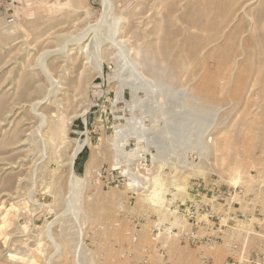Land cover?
Returning <instances> with one entry per match:
<instances>
[{"label":"rangeland","instance_id":"374dc122","mask_svg":"<svg viewBox=\"0 0 264 264\" xmlns=\"http://www.w3.org/2000/svg\"><path fill=\"white\" fill-rule=\"evenodd\" d=\"M1 31L0 264L264 242V0H0Z\"/></svg>","mask_w":264,"mask_h":264},{"label":"built area","instance_id":"2783aa9c","mask_svg":"<svg viewBox=\"0 0 264 264\" xmlns=\"http://www.w3.org/2000/svg\"><path fill=\"white\" fill-rule=\"evenodd\" d=\"M251 231H248L242 243L233 242L227 248V257L218 263L214 258L207 254H201L195 264H264V242L255 245L249 243ZM137 264H148L139 262Z\"/></svg>","mask_w":264,"mask_h":264},{"label":"bare ground","instance_id":"6f19581e","mask_svg":"<svg viewBox=\"0 0 264 264\" xmlns=\"http://www.w3.org/2000/svg\"><path fill=\"white\" fill-rule=\"evenodd\" d=\"M164 20H167V18L165 17V19ZM86 29H88V31H90V30H94L95 31V35L96 36H98V34H97V31H96V26L95 25H88L87 27H86ZM85 29V30H86ZM3 31H1L0 32V34L2 33ZM53 51H57V49H50V50H46L45 51V53H50V52H53ZM22 85H23V91L27 88V86H28V81H23V83H22ZM165 100V99H164ZM36 102H37V100H36ZM39 102H41V101H39ZM162 102H163V100H162ZM38 103V102H37ZM44 103V102H43ZM32 104V103H31ZM34 104V103H33ZM41 104H39V106H40ZM34 106V105H33ZM33 106H31V109H32V107ZM20 108V107H19ZM45 109V108H44ZM37 110H38V108H37ZM32 111H34V109L32 110ZM184 111V110H183ZM182 111V112H183ZM35 112H37L36 110H35ZM34 112V113H35ZM185 112V111H184ZM183 112V113H184ZM194 112V111H193ZM41 113V112H40ZM46 113V112H45ZM48 113H49V111H48ZM208 113V112H207ZM38 115V114H37ZM40 116V115H39ZM41 118H42V116H41ZM44 118H45V115H44ZM43 118V119H44ZM183 122V121H182ZM41 123V122H40ZM50 123H51V121H50ZM53 124V123H52ZM183 125V124H182ZM181 125V128H182V131H183V126ZM53 127L51 128L52 129V131L55 133H57V131H55L56 130V128H54V124L52 125ZM57 125H55V127H56ZM49 127V126H48ZM58 127V126H57ZM180 128V129H181ZM49 129H50V127H49ZM179 128H178V130H180ZM58 130V129H57ZM50 131V130H49ZM59 131V130H58ZM53 132L52 133H50L51 135H53ZM179 133V132H178ZM137 135V141H143V138H144V136H143V134H136ZM142 136H143V138H142ZM178 135H176V137H177ZM86 140H82V141H80L79 143H78V145L76 146V148H75V150H74V152H73V155H72V157H71V159H74L75 157H76V155L79 153V151L81 150V148L86 144ZM141 143V142H140ZM239 168V166H237V167H233L232 169H238ZM240 171V170H239ZM243 172V171H242ZM239 173V172H238ZM65 257H64V262H67V263H70L69 261H68V253H67V255H64ZM70 260V259H69ZM64 262L62 263V264H64ZM72 263V262H71Z\"/></svg>","mask_w":264,"mask_h":264}]
</instances>
